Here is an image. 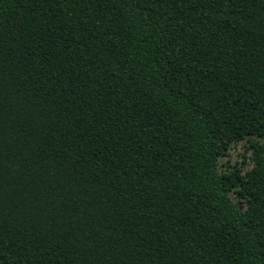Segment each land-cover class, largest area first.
I'll list each match as a JSON object with an SVG mask.
<instances>
[{
    "label": "trees",
    "instance_id": "1",
    "mask_svg": "<svg viewBox=\"0 0 264 264\" xmlns=\"http://www.w3.org/2000/svg\"><path fill=\"white\" fill-rule=\"evenodd\" d=\"M0 264H264V0H0Z\"/></svg>",
    "mask_w": 264,
    "mask_h": 264
},
{
    "label": "rangeland",
    "instance_id": "2",
    "mask_svg": "<svg viewBox=\"0 0 264 264\" xmlns=\"http://www.w3.org/2000/svg\"><path fill=\"white\" fill-rule=\"evenodd\" d=\"M251 153L252 149L248 147V143L246 140L235 143L230 148L228 154L221 157L220 163L222 164V168L225 169L226 165H237L242 170L251 167Z\"/></svg>",
    "mask_w": 264,
    "mask_h": 264
}]
</instances>
